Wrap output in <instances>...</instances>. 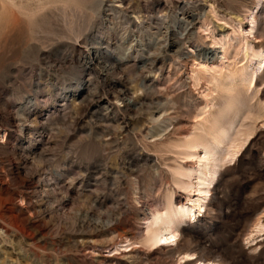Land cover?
Segmentation results:
<instances>
[{"label":"rangeland","instance_id":"1","mask_svg":"<svg viewBox=\"0 0 264 264\" xmlns=\"http://www.w3.org/2000/svg\"><path fill=\"white\" fill-rule=\"evenodd\" d=\"M254 1L216 0L211 14L212 1L192 0L201 12L194 50L211 45L209 30L231 34L250 5L264 46V0ZM110 2L117 7L115 0H0V264H183L184 253L192 261L264 264V230L256 226L264 223V70L249 90L234 83L231 92L221 82L209 90L205 80L194 84L190 58L168 53L162 70H145L134 52L117 48L124 24L119 13L115 24L107 19ZM101 37L110 47L98 44ZM123 98L135 102L124 106ZM163 109L154 129L174 126L153 147L144 134ZM231 124L217 155L230 140H247L235 159L218 162L204 208L178 227L177 245H162L173 251L147 248L143 217L166 208L169 194L174 206L197 197L173 179L176 166L195 161L183 158L187 142L214 144ZM122 234L133 240L119 242Z\"/></svg>","mask_w":264,"mask_h":264},{"label":"bare ground","instance_id":"2","mask_svg":"<svg viewBox=\"0 0 264 264\" xmlns=\"http://www.w3.org/2000/svg\"><path fill=\"white\" fill-rule=\"evenodd\" d=\"M113 1L114 0H112V2ZM115 1L118 2V8L116 7V4L114 5L110 2L104 4V10L106 12L105 15L107 19H109V21H112L113 16L115 17L117 13L121 14V19L124 25L121 29V32L119 33V43L117 44V48L123 49L125 54L129 52H134L135 57L139 56L142 60L141 66L144 69L145 67H149V70L151 69L152 72L156 69L159 71L162 70V67H164V62L162 58L168 53L173 54L174 56L181 57L182 59L190 58L193 60L192 64L195 65V68L191 69L189 78L194 84L198 83L200 80H205L207 89L209 90L210 86L215 87L219 82H221L222 86H224L227 89L226 91L228 92L234 90V87L231 86L234 83H239L240 89L242 88L244 90H249L254 85L256 79L259 77V71L264 70V46L259 43L258 40L256 41V36L254 34L256 28V18L254 16L253 9L257 6L250 5L246 7L247 13H243L244 15L237 14V16H235V18L238 19V22L232 20L234 21V24L231 23L233 24V26L231 27V34L222 35V33H219V31L218 33H215L214 29L209 30L211 33V45L196 51L194 50L195 47L192 44L193 42L191 41V38L195 33L194 29L201 13L199 11V4L195 5V3H193L194 1L192 2V0H171V6L162 5L161 3L157 2H152V5L147 6L145 4L142 5L141 1L138 0V4L135 6V8H132V0ZM208 1H212V3L210 4L211 9L208 11L212 14L215 12L216 0ZM260 1L261 0H256V2L254 1L253 5H258ZM173 9H177L180 12L178 11L179 13H177V15L175 16L173 20L174 22H167L166 18L169 17V12H172ZM132 17L134 21L137 20L135 23L134 21H132L131 23L130 19ZM232 17L234 18V16ZM155 20L157 21L155 22ZM244 20H248L249 22V24L247 25L249 26L248 29H244L242 26ZM116 28L118 27L116 26ZM250 37H253L255 41H252L253 39H250ZM108 42L109 41H106L104 37H101L98 44H106L104 46L105 48H108L110 47ZM230 53H233L232 62L229 58ZM200 57H202V59H199ZM218 58H220L219 63L217 62ZM236 60L243 61L242 65L239 67H234L233 65ZM141 84L142 86H144L145 81L143 80ZM120 98L122 97H119V99ZM122 102H124V106H129L134 104L135 99L123 98ZM166 114V111L163 109L162 112L159 113L157 116H154V113H152L150 116L149 123H152V126L149 127V129L147 128V131L144 134V138L153 147H156L157 143H164L166 137L170 134L171 130L173 129L174 122L172 123L170 121L168 124L163 125L161 129H154V122H164L163 119L165 118ZM165 120L170 119H168L167 117V119ZM235 121L236 120H234L233 122ZM170 126L172 127L170 128ZM231 129H235L233 124L229 125L226 130L221 131V140H217V142L214 144H191L189 141L187 142L185 149L186 151L184 152L185 156L182 157L184 159L191 158L195 161L192 162L191 166L189 167L176 166V168H174L173 170V179L175 184L179 188L183 189L189 194L197 195V197L191 200V203H185L183 205L180 204L174 206L173 196L172 194H169L168 204H166L167 206L165 205L166 208H164L162 211H154L155 213L152 210L151 214L149 213V217H143L144 219H149L146 224V232L142 235L143 245H145L147 248L152 247L157 248L159 250L173 251L172 246L162 245L170 243L175 244L178 235L177 229L181 225V223L184 222L185 219L195 218L196 215H198L204 208L205 202L207 201L208 196L210 194L209 184L213 182L215 174L219 167L218 162L224 158H228L229 160L235 159V157L241 150V147L243 146L244 142H246L247 140H241V137L230 140V142L228 143V148L225 151V155L223 157L218 156L219 154L217 155V153L220 149L219 145H222L223 140L224 142H226V138L223 139V137H227L225 135H228ZM161 146H163V144H161ZM256 226L259 231L264 230V223H258ZM119 238V242H130L131 240H133V238L128 237L125 234L120 235ZM111 245H115L116 247L118 245V241H113ZM110 251L111 250L109 249L108 252ZM130 251H132V249ZM193 258H195L193 253H184L180 259H182L183 264H218L215 261L211 260L195 259L194 261H192Z\"/></svg>","mask_w":264,"mask_h":264}]
</instances>
